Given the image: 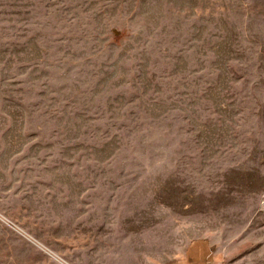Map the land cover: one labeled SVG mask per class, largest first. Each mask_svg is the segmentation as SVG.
Instances as JSON below:
<instances>
[{"label":"rangeland","instance_id":"374dc122","mask_svg":"<svg viewBox=\"0 0 264 264\" xmlns=\"http://www.w3.org/2000/svg\"><path fill=\"white\" fill-rule=\"evenodd\" d=\"M264 264V0H0V264Z\"/></svg>","mask_w":264,"mask_h":264},{"label":"crops","instance_id":"0c3cea01","mask_svg":"<svg viewBox=\"0 0 264 264\" xmlns=\"http://www.w3.org/2000/svg\"><path fill=\"white\" fill-rule=\"evenodd\" d=\"M175 264H218L212 241L207 237L190 240L184 253Z\"/></svg>","mask_w":264,"mask_h":264}]
</instances>
